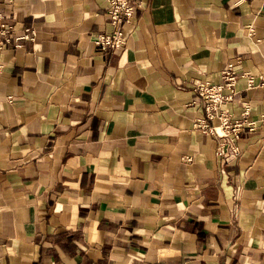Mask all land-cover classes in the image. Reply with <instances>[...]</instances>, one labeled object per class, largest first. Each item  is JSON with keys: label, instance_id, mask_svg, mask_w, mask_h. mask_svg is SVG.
Returning <instances> with one entry per match:
<instances>
[{"label": "crops", "instance_id": "0c3cea01", "mask_svg": "<svg viewBox=\"0 0 264 264\" xmlns=\"http://www.w3.org/2000/svg\"><path fill=\"white\" fill-rule=\"evenodd\" d=\"M141 2L101 50L105 0H0L34 33L0 49V264H264V80L224 165L195 90L264 77V0Z\"/></svg>", "mask_w": 264, "mask_h": 264}, {"label": "built area", "instance_id": "2783aa9c", "mask_svg": "<svg viewBox=\"0 0 264 264\" xmlns=\"http://www.w3.org/2000/svg\"><path fill=\"white\" fill-rule=\"evenodd\" d=\"M108 4L107 13L111 29L98 32L94 37V44L101 50L120 49L127 42V34L132 26V18L137 9L142 6L141 0H105ZM0 16V49H3L12 40L28 38L33 39L34 33L26 31L20 35H14L11 24L1 21ZM18 45L17 42H15ZM246 77V87L262 85L264 77L259 82L248 72L239 74L233 62H229L221 70L220 80L217 83L200 82L195 84V90L205 101V118L209 121L217 119V124L206 122L198 118V127L209 131L218 137L215 153L220 158L222 165L239 157L241 146L239 144L240 133L245 126L251 127L254 123L247 119L250 111L249 103H244L239 117L225 109L226 102L234 100L238 95L237 80L239 76ZM185 160L190 161L191 157Z\"/></svg>", "mask_w": 264, "mask_h": 264}]
</instances>
